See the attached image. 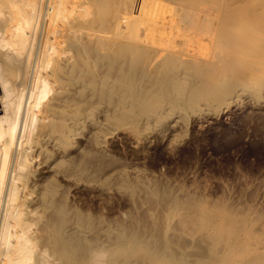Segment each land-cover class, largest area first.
<instances>
[{
  "label": "bare ground",
  "instance_id": "6f19581e",
  "mask_svg": "<svg viewBox=\"0 0 264 264\" xmlns=\"http://www.w3.org/2000/svg\"><path fill=\"white\" fill-rule=\"evenodd\" d=\"M247 92L264 97V0H0V264H176L180 239L264 264V221L227 205L152 193L103 245L48 181L101 104L154 116Z\"/></svg>",
  "mask_w": 264,
  "mask_h": 264
},
{
  "label": "rangeland",
  "instance_id": "374dc122",
  "mask_svg": "<svg viewBox=\"0 0 264 264\" xmlns=\"http://www.w3.org/2000/svg\"><path fill=\"white\" fill-rule=\"evenodd\" d=\"M247 93L227 97L219 105L212 95L208 106L163 109L156 116L146 114L148 106L121 115L102 104L89 110L63 160L52 153L51 162L64 169L61 176L48 179L55 186L54 198L72 217L84 218L104 231L103 245L110 244V235L136 228L137 222L131 223L135 216L137 220L147 217L145 205L152 193L160 205L168 198H192L211 209L227 205L256 224L264 221V97ZM43 180L40 186L49 184ZM157 208L164 212L163 207ZM157 237L155 245L161 243ZM207 241L175 242L176 264H228L224 256L216 258Z\"/></svg>",
  "mask_w": 264,
  "mask_h": 264
}]
</instances>
